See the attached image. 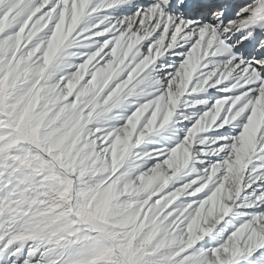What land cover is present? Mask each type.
<instances>
[{
    "label": "snow or ice",
    "instance_id": "6c2138e0",
    "mask_svg": "<svg viewBox=\"0 0 264 264\" xmlns=\"http://www.w3.org/2000/svg\"><path fill=\"white\" fill-rule=\"evenodd\" d=\"M0 264H264V0H0Z\"/></svg>",
    "mask_w": 264,
    "mask_h": 264
}]
</instances>
